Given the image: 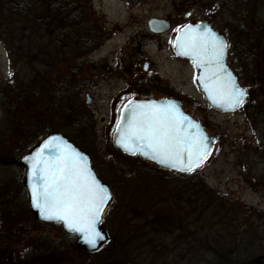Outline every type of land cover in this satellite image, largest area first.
Masks as SVG:
<instances>
[{
  "label": "rangeland",
  "instance_id": "374dc122",
  "mask_svg": "<svg viewBox=\"0 0 264 264\" xmlns=\"http://www.w3.org/2000/svg\"><path fill=\"white\" fill-rule=\"evenodd\" d=\"M210 3L213 1L90 0L91 20L101 31L97 47L78 58L74 57L76 52L68 51L65 57L54 59L49 71L34 62L24 72L8 55L0 36V157L17 161L40 132L36 129L31 135L29 128L16 129L19 120L22 125L33 118L34 126L41 121L70 126V117H74L68 107L72 106L81 127L78 133L76 126L74 133L68 128L59 133L68 139L75 133L88 137L90 146L74 138L81 151L90 148L94 171L109 184L113 197L102 226L108 236L123 239L140 264H209L214 247L229 246L237 240L238 245L246 243L248 251L254 248L253 257H264V235L257 244L259 227L254 217L264 215V185L249 177L259 176L264 170L251 153L261 144V133L246 121L243 107L232 114L211 110L196 90L192 64L177 59L172 51L175 30L191 20L207 17L221 32L232 22H244L245 29L250 27L248 15L239 19L236 6L232 13L225 9L222 15H211L209 11L206 14L202 5ZM150 18L171 21V30L163 36H151L146 27ZM10 22L15 21L2 25ZM12 35L14 41L23 40L24 34ZM25 37L35 48L42 46L36 35ZM49 48L52 50V44ZM228 57L229 54V68L235 69ZM144 63L148 64L145 72ZM53 70L55 76L60 73L61 79L50 86ZM239 84L244 88L241 81ZM145 88L155 93L149 94L151 98L171 94L179 99L184 110L204 125L209 136L215 137L211 154L193 177L172 178L171 172L163 173L153 164L122 157L113 147L116 121L112 123L111 111L138 95L139 99H149ZM67 90L69 93H64ZM159 90L164 93H157ZM27 94L32 95L31 100ZM14 171H18L15 165L0 164V241L23 250L12 241L13 237L23 231L30 236L42 233L49 243L59 247L66 262H96V257L68 248L66 244L73 246L74 238H63L57 227H33L23 208L27 206L24 189L11 177ZM198 181L215 195L216 203L222 204L221 210L218 206L205 209L202 200L200 208L191 204L195 202L191 184ZM155 190L161 193L157 195ZM256 260L252 262L264 264V258Z\"/></svg>",
  "mask_w": 264,
  "mask_h": 264
},
{
  "label": "trees",
  "instance_id": "16d2710c",
  "mask_svg": "<svg viewBox=\"0 0 264 264\" xmlns=\"http://www.w3.org/2000/svg\"><path fill=\"white\" fill-rule=\"evenodd\" d=\"M219 1L221 3H229L228 7L232 9L236 6L239 12V19H242L244 14H247L251 22L250 27L246 29L244 22L238 24V29L230 34L231 38L228 39V42L231 52L229 53L228 59L236 65V68L231 70H233L238 81L243 83L244 89H247V98L242 105L245 119L250 122L249 124L252 125L251 127L254 129L258 128L261 133V144L259 147L252 148L251 153L264 165V0ZM6 13L9 15L8 17L4 15ZM90 16V0H0V36L8 50V55L15 61L17 67L22 68L25 72L34 62H38L43 68L45 67V69L49 71L54 63V59L65 57L68 51L76 52L74 57L78 58V56L84 55L87 51L92 50L93 47H97L101 39V31L96 28ZM8 20H14L15 22H10L7 24L8 26L6 25L4 27L2 24ZM15 33H19L20 35L24 34L23 40H12V38H14L12 34ZM28 34L36 35L37 42H40L42 46H38L37 48L32 46L30 43L31 41L27 40V37H25ZM51 44L52 50L49 48ZM59 74L58 72L55 76L54 70L50 73L52 78L50 86H52L53 83H58L61 79ZM151 87H154V85L151 84ZM145 90L147 91L146 98L150 97L149 94H151V96L155 94L149 88H145ZM156 92L164 93L163 90ZM64 93L68 94L69 91L67 90ZM27 96L30 100L32 99V95L27 94ZM165 96L175 98L171 94H165ZM138 97L140 98L141 96L138 95ZM23 105L24 104H22V106ZM68 111L71 116L74 117H70V120H72L70 126L48 125V122L45 121H41L39 122L41 124L37 123V125L34 126L33 118L28 121L27 125H22V119L19 120L20 125L17 124L15 126L16 129L22 130L23 128H29L31 129L29 132L31 135L32 133L34 134L36 129L40 131L34 137L33 142L26 148H30L49 131L62 132L64 128H68L72 131L76 126V132L78 133V127H81V122L80 119L76 120L77 117L73 115L76 114V110H73L72 106H70L68 107ZM77 133H75L74 136L70 134V141L80 150L82 149L74 137H78L83 143H86L85 145L90 146L88 137L79 136ZM87 148L88 150L84 152L91 158V150L89 147ZM27 149H25V151ZM121 156L125 157L123 155ZM130 159H134L142 164H147L136 157ZM159 171L167 173V171L160 169ZM194 172L187 175L171 174L174 176L172 178L179 176L191 178ZM249 177L252 178V181L264 185V170L259 176L249 175ZM98 178L102 180L101 177L98 176ZM162 178L160 177L159 180H162ZM105 184L110 188L107 182ZM191 185V190L195 198V202L191 204L195 209L196 207H201L200 201L202 200L205 209L211 206H218L221 210L222 204H217L215 195L209 192L199 181L195 183L192 182ZM20 187L23 189L21 184ZM155 192L157 195L161 193L157 190H155ZM23 208L33 221L32 225L34 228L35 226L48 229L57 227L63 238H69L72 241V236L66 235L59 225L36 222L28 212L27 206ZM205 209L202 208L201 210L203 211ZM224 217L228 216L225 214ZM254 217L258 220L256 223L259 227L256 231L258 237L256 243L259 244L261 241L260 236L264 235V215L260 213V216L255 215ZM33 231H36V229ZM108 237V242L98 252L91 255L86 254L87 256L96 257L97 261L92 263L88 260L81 264H140L131 254L130 250H128L123 239L113 236ZM13 239L12 241H14L16 246L22 247L23 250L18 247L17 249L11 248L8 244L9 242L0 241V249L2 248L0 255L4 257L3 264H77L73 261L66 262L65 256L63 259L59 247L49 243L48 237L45 236V234L41 233L36 236H30L28 232L23 231L22 235L18 234L13 237ZM237 241L229 246L214 247V252L212 250L210 252L209 264H254L252 260L255 258L258 259L256 260L258 262L264 258L259 255L253 257V253L255 252L254 248L252 247V249L248 251V245L246 243L242 241V245H238ZM66 246L75 251L71 244H66ZM251 257L254 259L251 260ZM208 259L209 258H206V260Z\"/></svg>",
  "mask_w": 264,
  "mask_h": 264
},
{
  "label": "snow or ice",
  "instance_id": "6c2138e0",
  "mask_svg": "<svg viewBox=\"0 0 264 264\" xmlns=\"http://www.w3.org/2000/svg\"><path fill=\"white\" fill-rule=\"evenodd\" d=\"M199 28L185 25L182 32L177 29V54L190 56L194 67L204 70L206 75L198 79L214 103L219 99L218 106L241 107L247 89L239 87L235 77L225 70L229 45L211 28ZM192 129L197 131L193 133ZM115 132L116 143L126 152L179 171H193L208 155V137L172 101L129 100L116 120ZM25 160L32 206L43 219L63 222L69 232L79 233L84 243L96 249L105 239L97 225L111 196L87 167V158L53 137Z\"/></svg>",
  "mask_w": 264,
  "mask_h": 264
},
{
  "label": "water",
  "instance_id": "95a60500",
  "mask_svg": "<svg viewBox=\"0 0 264 264\" xmlns=\"http://www.w3.org/2000/svg\"><path fill=\"white\" fill-rule=\"evenodd\" d=\"M197 25H200V28L198 29V31H203L205 26H207L208 28H210L205 23H200V24H196V25H192V26L195 28ZM146 26H147L148 31L150 33H153V34H163V33L168 32L169 29H170V25H169V23L167 21L162 20V19H157V18H152V19L148 20ZM183 30H184V28L181 29V32ZM215 33L217 34V36H219L220 38H222L223 40H225L217 32H215ZM179 35H180V32L177 33V35H176V37L174 39V54H175V56L178 59L187 60V61H190L192 63V67H193V71H194L193 80H194V84H195L196 90L202 95V97L204 98L205 102L208 104V106L213 111H216V112H218L220 114H232V113L236 112L240 107H238L236 109H230V108H227L226 106H218V104L220 103L219 99H217V103H214L213 100L210 99L208 91L205 90L203 83L201 82L200 79H198L199 77H203V76L206 75V73L204 72V70L201 69V68L194 67L193 62H192V59H191L190 56L178 55L177 54L178 49L175 47V44H176L177 37ZM226 54H227V50H226ZM226 54H225V57H224V67H225V70H226V72H230L232 74V76L235 77L236 83L238 84V80H237L236 76L234 75V73L227 66V63H226ZM147 69H148V64L147 63H144L143 66H142V71L145 72V71H147ZM239 87H241V86H239ZM86 98H87V102L86 103L88 105L90 103V100L88 99V96L87 95H86ZM152 100L157 101V102H161V103L167 102V101L174 102L179 112L183 113V115L187 116L195 124H198L199 125V132L201 134H203L204 136L208 137V155H207V157L210 155L215 138L213 136L207 135L206 131L203 129V127L197 121H195L189 115L185 114L183 112V110L181 108V104L179 102H177L175 100H172V99H150V100L136 101V102H147V101H152ZM133 101H135V100H133ZM123 110H124V106L122 107V109L120 111V114L123 112ZM192 131H193V133H195L197 130L196 129H192ZM53 137L60 138L67 145H70L73 149H75L76 152H78L82 156L86 157L87 158V167L92 171V174L96 177V179L108 190V192H109V194L111 196V199L108 201V203L106 205L105 211L103 213V217H104L106 211L110 208V206L113 203V197H112V194H111V191H110L109 187L106 184H104L103 182H101L97 178V176L95 175V173H94V171L92 169V166H91V159L88 157V155L85 154V153H83V152H81L73 143H71L68 140V138L66 136L62 135L59 132H50L46 136H44L40 141H38L33 147H31L28 151H26L20 157V160L18 162V166L24 168L23 186H24L25 191H26V199H27V207H28V210H29V212L31 213V215L33 216V218L37 222L43 223V224H51V225L57 224V225H60L62 231L65 234L70 235V236H73L75 238V241H74V244H73V249L75 251L85 252V253H88V254H93L95 252H98L102 247H104V245L108 242V239H109L106 231L102 227V222L97 225V228L104 235L105 239L103 241H99L97 248L96 249H93V248L89 247L86 243L83 242V238L81 237V235L79 233L69 232L68 229L66 228V226L61 221L45 220V219H43L41 217V215H40L39 210L32 206V202H31V192H30V188H29V165H28V163H26L25 158L34 155L43 146V143L46 140H48L50 138H53ZM117 139H118V136H117L116 132H114V135H113V138H112V144H113V147L115 148V150H117L119 153H121V154H123L125 156H128V157H138L142 161H145L147 163L154 164L157 168H160V169H163V170H167V171H170V172L182 173V174H189V173L193 172L194 170H196L198 168V167H195L194 170L191 171V172H184V171H179V170H177L175 168H171V167L165 166L163 164H160L157 161L152 160V159H149V158H146V157H144L143 155H140V154L132 155L129 152H126L122 147H120L116 143V140ZM207 157L200 163V165H202L205 162V160L207 159ZM102 221H103V218H102Z\"/></svg>",
  "mask_w": 264,
  "mask_h": 264
},
{
  "label": "flooded vegetation",
  "instance_id": "af4514ba",
  "mask_svg": "<svg viewBox=\"0 0 264 264\" xmlns=\"http://www.w3.org/2000/svg\"><path fill=\"white\" fill-rule=\"evenodd\" d=\"M213 1V3L211 4H209V5H202L203 7V9L206 11V14H208V11H209V13L212 15V14H214V13H216V12H219V14L220 15H222V10H225L226 9V11H227V13H232L233 12V9L231 8V7H228V5H229V3H225V2H223V3H221L219 0H212ZM215 9H217L216 11H215ZM207 18V17H206ZM203 19V20H199V21H195V20H191V21H188L187 23H185L184 25H182V26H180L179 28H177V29H182V28H184V26L185 25H196V24H200V23H205V24H207L210 28H211V30H213L214 32H217L220 36H222L224 39H225V41L227 42V44L229 45V47L227 48V55L231 52L230 51V44H229V42H228V39H230L231 38V33H233L236 29H238V23H234V22H232V23H230L231 24V26L230 27H226V28H224V30H223V32H221L218 28H216L214 25H213V23L207 18V19ZM165 21H167L168 23H169V25H170V29H169V31L171 30V28H172V23H171V21H169V20H165ZM233 27V28H232ZM177 29L175 30V32H174V37H173V42H172V51H173V54H174V45H173V43H174V39H175V37H176V35H177ZM168 31V32H169ZM168 32H166V33H168ZM149 34L151 35V36H153V37H159V36H163V34H153V33H150L149 32ZM165 35V34H164ZM129 100H140L139 98H136V97H132V98H130V99H128V100H125L124 101V103L121 105V108L129 101ZM117 107H118V105H116ZM120 108V109H121ZM120 109H117L116 110V107L111 111V113H110V116L112 117L111 119H112V123L113 122H115L116 121V119L119 117V113H120ZM23 154V153H22ZM20 157H21V155L19 156V158H18V160L17 161H19V159H20ZM17 161H14V160H12L11 161V159L10 158H7V157H5V156H1L0 157V164L1 165H4V166H6V167H11V165H15L16 166V168L18 169V171H14L13 172V175H11V177L14 179V180H16V182H20V184H22V182H23V177H24V169L22 168V167H19L18 166V162Z\"/></svg>",
  "mask_w": 264,
  "mask_h": 264
}]
</instances>
